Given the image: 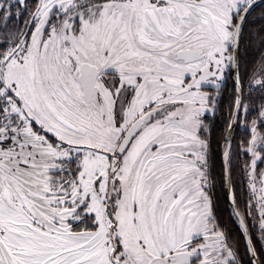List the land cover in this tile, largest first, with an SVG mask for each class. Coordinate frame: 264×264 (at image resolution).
I'll use <instances>...</instances> for the list:
<instances>
[{"label": "rangeland", "instance_id": "rangeland-1", "mask_svg": "<svg viewBox=\"0 0 264 264\" xmlns=\"http://www.w3.org/2000/svg\"><path fill=\"white\" fill-rule=\"evenodd\" d=\"M3 1L0 0V7ZM66 1L58 11L71 14L69 5L72 0ZM243 1H205L207 25H200L192 38L207 34L210 37L202 35L204 44L214 42L215 47L225 48L231 36L226 25L229 15ZM172 5L179 17L193 9L177 1L174 4L172 2ZM142 7L151 13L152 7L147 0L143 1ZM155 11L154 8L153 16L162 15ZM163 20V29L170 24H175L176 28L179 26L178 17L174 23L171 15L164 14ZM71 25L67 22L62 24L63 55L62 51L50 50V46H55L54 35L51 34L48 43H40L38 37L33 38L28 52L26 44L25 52L14 56L6 65L7 85L23 101L19 108L23 110L21 119L24 126L13 128L11 138L4 136L6 130L0 135L3 143L8 145L0 144V264H114L111 259L113 238L117 239L118 244L115 258L121 264H158L162 262L159 257L161 254L175 252L186 242H191L199 255L194 264H237L230 243L212 221L207 189L206 139L201 136V131L206 130L205 124L203 126L204 115L212 108L203 86L217 85L223 75V69H219L212 50H206L203 64L196 61L190 66L178 57L169 67L167 55H157L154 61H150L151 56H148L149 59L146 55L142 56L143 67L151 72L153 67L159 65L158 74L162 77L158 78L154 86L151 78L146 79L150 76L146 77L141 98L138 99L142 105L156 102L161 110L155 119L145 121L141 127L143 129L122 157L123 166L121 172L118 170L113 191L116 219L114 221L107 214L108 182L104 179L97 184H78V188L85 192L73 200L80 199L81 202L86 195L90 199L89 209L94 215L90 220L92 230L89 234H75L64 226L60 211L51 202H55L57 196L50 193L51 183L43 178L47 174L37 169L27 172V79H31L33 84L39 81V87L45 92L47 101L51 102L48 91L52 89L50 85L56 82L51 80L56 78L58 63H71L74 42L71 34L66 33ZM144 35L147 33L144 32ZM189 71L191 76L195 74V80L187 83L185 75ZM66 77V80L70 78ZM167 111L171 114H167ZM63 118L65 131L71 128L70 122L87 125L83 121H88L84 114L75 117L66 110ZM87 135L82 137V142H87ZM63 137L77 141L75 136L63 134ZM97 138L93 139L103 142L104 135L100 134ZM153 143L160 144L157 150H153ZM249 145L251 157L247 184L250 209L247 226L248 232L251 229L254 233V241L258 242L256 244L264 247V137L258 130H253ZM37 147L42 163L45 160L50 163L52 158L62 152L56 150L55 154V149L44 145ZM78 158L82 165L79 174L83 178L99 174L106 177L108 165L103 155L82 151ZM36 164L32 162L33 166ZM64 173H70L68 167ZM70 194L63 197V200L69 198V201H64V208L61 209L68 210L66 207L72 201Z\"/></svg>", "mask_w": 264, "mask_h": 264}, {"label": "flooded vegetation", "instance_id": "flooded-vegetation-1", "mask_svg": "<svg viewBox=\"0 0 264 264\" xmlns=\"http://www.w3.org/2000/svg\"><path fill=\"white\" fill-rule=\"evenodd\" d=\"M64 1L66 0H38L37 8L31 14L26 29L27 52L33 38L38 37L40 43H48L47 40L52 34L55 46H50V50L62 51L63 55L62 24L72 23L68 26L66 33L71 34L74 42L72 50L74 55L71 54L72 52L70 54L75 59L74 62L71 57L70 64L58 63L56 78L51 80L56 82L50 85L52 89L48 91L51 102L47 101L45 92L39 87V81L33 84L31 79H27V172L37 169L46 173L47 175L43 178L51 183L49 191L57 196L56 201L51 202L60 211L64 226L75 234H89L92 230H90V220L94 212L89 209L90 199L87 195L81 202L79 198L73 202L74 198L80 197V194L85 192L78 188V184L84 182L97 184L105 179V182H108L106 208L109 210L107 214L115 221L113 191L118 179V170L121 172L123 166L122 157L143 129L141 127L145 121L155 119L161 110V106H156V102L151 101L148 105H142L138 99L141 98L146 77L150 76L146 79L151 78L153 86L157 84L158 78L162 77L158 74L159 65L153 67L151 72L143 67L142 56L146 55L147 58L151 56L150 61H154V58H158L157 55H167L169 67L173 65L172 61L176 59L175 57H178L185 65L190 66L196 61L203 64L207 56L206 50L214 51L219 69H223V75L217 85L203 86V89L207 91L209 102L211 95L218 92L216 89L224 85L226 77L231 76L233 81L231 66L234 35L242 12L253 0H244L229 15L226 25L231 36L225 48L218 45L215 47L214 42L209 45L204 44V37H210L207 34H202L204 36L202 37L199 33L198 37L192 38L200 25L205 27L207 25L205 14L207 0H147L152 7L151 13L143 9L144 0H72L69 5L71 14L58 11L60 7H64ZM175 1L188 7L192 6V11L179 17L174 13L172 2L174 4ZM154 8L155 13L159 12L162 15L153 16ZM164 14L171 15L174 23L178 17L179 26L176 28L175 24L174 26L170 24L163 29ZM144 32L147 35H144ZM155 32H157L156 35H154ZM87 64L89 66L85 71L86 75H82L83 67ZM66 76L70 78L66 80ZM81 77H83L82 80ZM193 80H195V74L191 76L189 71L185 75V81L190 83ZM83 81L87 84L88 95L82 84ZM65 110L75 117L84 114L88 121H83L84 118L82 121L87 125L73 124L74 122L68 120L71 128L65 131L63 118ZM166 110L167 108L164 109ZM167 114L170 115L171 112L167 111ZM141 118H143L141 126L122 148L127 131ZM86 133L90 140L82 142L84 141L82 137ZM63 134L75 136L77 141H69L63 137ZM96 134L104 135L103 142L97 140ZM38 145H44L51 150L55 149L53 150L55 154L56 150L62 152L52 158L50 163L46 160L42 163L37 150ZM159 146V143L152 144L153 150H157ZM82 151H91L105 157L109 167H107L108 173L105 178L100 174L88 178H83L82 175L63 174L65 164L80 156ZM33 161L38 164L33 166ZM57 172L60 173L55 174ZM94 188L95 185L92 186L93 191ZM69 194L72 201L69 207H66L68 210L61 209L64 208V201H69V198L63 200V197L65 195L68 197ZM46 206L49 205L46 204ZM81 219L82 223L79 222ZM182 252H192L197 255L194 261L183 264H194L199 259L192 243L186 242L175 252L163 256L161 254L159 257L162 262L158 264H174L175 254ZM234 256L236 263L240 264L239 258L235 254Z\"/></svg>", "mask_w": 264, "mask_h": 264}, {"label": "trees", "instance_id": "trees-1", "mask_svg": "<svg viewBox=\"0 0 264 264\" xmlns=\"http://www.w3.org/2000/svg\"><path fill=\"white\" fill-rule=\"evenodd\" d=\"M0 7V135L12 137V129L23 125L22 98L7 85L5 69L7 63L16 55L25 52L27 44L26 29L31 14L37 8L38 0H4ZM229 73V71H228ZM239 77L243 89V101L239 124L230 153V172L235 201L247 225L250 193L247 184V170L251 154L249 144L253 130L264 137V2L257 5L246 20L241 37L239 54ZM218 92L211 95V111L204 115L206 139V174L211 200L212 221L221 229L230 243L240 264H253L245 243L239 221L226 197L223 156L228 144V129L235 108L237 92L231 76L226 77ZM204 128V127H203ZM3 130V131H2ZM2 136H0V141ZM8 146L5 143H0ZM264 164V151L262 157ZM70 173L79 176L82 165L80 158L65 164ZM74 172V173H73ZM57 172L55 174H58ZM248 227V226H247ZM250 237L264 264V247L258 246L250 229Z\"/></svg>", "mask_w": 264, "mask_h": 264}, {"label": "water", "instance_id": "water-1", "mask_svg": "<svg viewBox=\"0 0 264 264\" xmlns=\"http://www.w3.org/2000/svg\"><path fill=\"white\" fill-rule=\"evenodd\" d=\"M264 2V0H253L247 7L246 9L242 12L240 19L238 20L237 27H236V32L234 35V40H233V50H232V76H233V81L236 86L237 90V99L235 103V108L233 111V115L231 118V122L229 125L228 129V144L223 156V162H224V174H225V188H226V197L229 205L233 208V211L235 213L236 218L239 221V226L240 229L243 233L245 243L251 258V261L253 264H261L259 256L257 254V251L255 249V246L253 244V241L250 237V234L248 232V227L246 224V221L244 217L242 216L241 212L239 211L236 201H235V196H234V190H233V184H232V177H231V172H230V153L234 144L238 124H239V118H240V113H241V108H242V101H243V89L240 83V78H239V50H240V43H241V36H242V31H243V26L244 23L249 16V14L252 12V10L259 5L260 3ZM88 64L83 67V73L82 75H86V70H88ZM83 77H81V80ZM84 89L86 91V95H88V88L87 84L85 81L82 82ZM142 119H139L137 122H135L127 131L125 139L122 142V148L125 147V145L130 141L132 136L135 134V132L138 130V128L141 126ZM114 242V249L111 254V258L115 264H120L119 261L115 258L117 249H118V244H117V239L113 238ZM197 255L192 253V252H182V253H177L175 254V263L174 264H183V263H188L192 262L196 259Z\"/></svg>", "mask_w": 264, "mask_h": 264}, {"label": "bare ground", "instance_id": "bare-ground-1", "mask_svg": "<svg viewBox=\"0 0 264 264\" xmlns=\"http://www.w3.org/2000/svg\"><path fill=\"white\" fill-rule=\"evenodd\" d=\"M50 212V211H49Z\"/></svg>", "mask_w": 264, "mask_h": 264}]
</instances>
